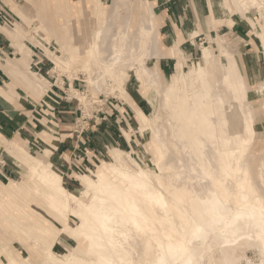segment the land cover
Wrapping results in <instances>:
<instances>
[{
    "label": "bare ground",
    "instance_id": "bare-ground-1",
    "mask_svg": "<svg viewBox=\"0 0 264 264\" xmlns=\"http://www.w3.org/2000/svg\"><path fill=\"white\" fill-rule=\"evenodd\" d=\"M7 1L22 21L13 30L2 26L0 30L18 45L22 57L6 59L2 67L15 86L8 85L9 92L0 88V94L13 101L17 86H24L32 96H46L51 83L30 69L32 52L20 44L24 25L37 21L35 32L46 33V44L33 37L34 43L53 63L51 73L70 74L69 90L79 96L73 84L76 68L77 74L85 76L81 81L87 88L106 90L128 102L135 110L139 133L150 135L148 145L156 155L158 171L114 148L113 161L98 164L90 175L75 174L84 188L72 191L45 160L53 150L34 154L29 147L0 137V147L24 168L26 179L0 182V227L36 252L20 256L4 242L1 231L0 257L5 262L0 264H29L32 257L43 264H136L134 254L141 245L142 256L148 258L145 264H216L215 248L223 264L251 263L247 252L253 247L260 254L259 264H264V199L258 195L264 193V168L252 173L245 166L255 157V153L245 154L244 148L255 143L257 130L248 119L254 108L249 100L251 86L229 49L234 42L217 35L213 42L219 54L211 45L200 46L198 60L183 52L179 43L162 51L157 34L160 19L149 0H113L109 12L101 10L102 0H95L93 8L89 0L78 1L75 16L84 17L78 32L63 0L57 8L58 23L31 0ZM222 6L258 29L264 54V0H223ZM252 10L258 13L256 22L248 17ZM197 35L195 31L191 38ZM50 38L66 57L50 49ZM168 51L177 64L164 84L159 60ZM132 75L142 82L149 103L153 105L147 95L150 88L159 98L152 116L131 103L127 85ZM259 91H264L263 81ZM80 99L86 102L83 94ZM162 107L167 111L171 144L161 121ZM42 136L51 139L48 133ZM124 137L132 142L131 132L124 131ZM187 179L196 185L187 184ZM20 195L38 203L62 226L57 229L41 213L9 203V197ZM71 218L78 222L72 223ZM61 233L77 246L65 242ZM60 242L69 250L65 256L54 250Z\"/></svg>",
    "mask_w": 264,
    "mask_h": 264
},
{
    "label": "rangeland",
    "instance_id": "rangeland-1",
    "mask_svg": "<svg viewBox=\"0 0 264 264\" xmlns=\"http://www.w3.org/2000/svg\"><path fill=\"white\" fill-rule=\"evenodd\" d=\"M19 1H21V0H16V1L13 0V2H15V3L19 2ZM31 1H32V5H34V7L37 10L44 11V15L47 18H49V19L53 18L57 22V20H56L57 16H58L57 15V8L59 5L62 4V0H31ZM78 1L83 3V0H63V2H65L66 6L68 7L69 15L71 14L70 16L72 17V20H74L73 23L75 24V26H77L76 32L82 30L83 24H82L81 19L84 18V17L80 18L79 16H75V14H76V2H78ZM84 1H86V0H84ZM213 1L215 3V7H216L215 10H219V7H218L219 0H213ZM89 2L91 3V8H93L97 1L89 0ZM112 4H113V0H102V3H101L102 9L101 10H103V12H109ZM23 5L25 7L28 6L26 4H23ZM80 6H82V4ZM152 6L155 9L154 3ZM29 8H32V6H29ZM159 8L162 9V7H158V10H159ZM222 9L224 10V8H222ZM155 12H156V9H155ZM156 14H158V13L156 12ZM227 14H228L227 16L230 18V19L228 18L229 19L228 22H226V21L224 22V23H226L227 28L222 27L223 23L222 24H219L218 22L216 23L214 18L211 17L212 21H211L210 25H214V26L209 25L210 27H208L206 29L207 30L206 34L201 35L198 38L196 37L197 38L196 41H195V37L193 38V43H195V46L190 47V48L180 46V49L183 52H185L186 54L190 55L194 60L195 59L198 60L200 58L201 47L205 46V45L206 46L211 45L214 48L215 53L219 54L218 49L216 48V46L213 42V39L217 35H220L224 38V40L227 43L231 44V42H234L232 44L233 46L232 45L229 46V49L232 52H234L236 60H237L238 65H239V68L243 74H244V71L242 68L244 66L243 65L244 61L250 65H251V62L253 63L254 61L259 62L261 65H263L264 64V54L260 53L262 51L261 41L259 40V48L258 49L255 46V48H253L254 49L253 52L249 51L250 47L246 46L245 37L242 36L241 34H237V32L235 31V27H237L239 24L241 26L247 27V29L254 31L255 34H256V31H258V29L257 28L254 29L252 24H250L247 19L242 18L238 14H235V13L232 14L229 12V10H228ZM257 15H258V13L256 11L252 10L248 14V17L256 22L257 18H258ZM215 16L218 18V17H221V14L216 12ZM21 21H22L21 17H19L17 15V13H15L12 10V6H10V2L7 0H0V26L5 27V28L8 27L7 29L10 28L9 30H11V29L13 30V28H15V25ZM37 23L38 22L35 21V23L33 22L32 24H25L24 25V29L26 30V32H24V34H23L24 39H21V43H20V44L24 45L23 46L24 49H27L30 52H32L30 69L33 72H36L40 75H44L47 77V79L51 83L50 88H48L47 91L49 89H51V87H52L51 85H52V83H54L55 80L57 81V84L60 86H64L65 83L71 84V82L69 80L70 78L68 77V76H70V74L63 73L61 76H57L54 73H51V70L54 66L53 63L49 60L48 57L45 56L42 48L36 46V44L34 43L35 42L34 38H36V39L40 40L42 43L46 44V42L44 40V37H46V33L42 32L41 34H38V33L36 34V32H35L36 31L35 25ZM216 24H218V25H216ZM31 27L34 29H32ZM157 32H158L157 34L159 35V38L162 39V44H161L162 51H164V49L166 50L167 48H168L167 50L171 49L173 47V45H171L170 47H167L168 43L167 44L165 43V40L161 36L159 29ZM200 33H201V31L199 30L198 35ZM256 35L253 37L255 41H257V38H258V37H256ZM0 37L11 42L12 46L14 47V52L16 53L15 59H19L22 57V54L17 50L18 45L16 43H14L9 37H5L1 33V30H0ZM50 40H51V44L49 45L50 49L53 50L54 52H56V54L66 57L62 53V51L60 50L61 46L56 42V40L51 39V38H50ZM77 44L80 45L81 42L77 41ZM238 51H239V53H238ZM169 53L170 52L168 51L166 57H170ZM250 53H252V54H250ZM246 54H247V56H246ZM171 58H173V57H171ZM6 59H9V58H6ZM6 59L3 56H0V67L1 68H2L1 64H5ZM220 60L224 63L227 62V58H225V57H220ZM155 62H156V59L151 60L149 63L150 66H153L155 64ZM176 64H177V60L175 58H173V64L171 65V68L168 71H166L165 74L163 73L164 74L163 77L165 78L164 84H166V80H170L171 76L175 73ZM76 70H77L76 68L74 70H72L74 72L75 78L77 79V80H74L73 84H74V87H76V89L79 93V96L75 95L73 90H69V88L68 89L66 88V93L63 94L65 97L63 99V101H65V102L68 101V103L74 105L77 108V116L74 114L70 115L72 117H75L74 123H75V121H78L79 119H81L83 121L84 120L86 121L88 119L96 120V117L105 116V115L107 116V114H104L101 111H104L105 105H108V106L110 105L112 110L121 118V120H119L118 117L115 118L116 119L115 124H116L118 132H117L116 136L113 135L114 139L120 143V146L115 145L112 142L111 146L109 145L110 146L109 147L108 143L106 142V144L100 143V145L98 147L93 146L92 151H86L85 147L84 148L82 147L83 144L81 145V143H80L78 145L79 147L76 148L74 146L68 154H65V159L62 160L63 161V163H62V161L58 160L59 157L56 156L59 154L61 155V153L57 152L55 150L57 145H56V143H53V141H54L53 137H55V135H57L55 132H53V130L56 132L58 130L53 128L52 124L54 125V123H51V121L48 123V120H46V119H49V120H54V122L57 121V115H56V117H55V115H52V113H54L53 108L57 104H56V102H52L51 100H49L47 93H46V96H42V97L39 95L38 96H32L30 93H28V91H27L28 89L24 88V86H19L22 90L17 89V93H18L17 95L18 96L14 98V104H18V102H21V103L26 104V109L32 110V106H30L29 100L34 99V101L33 100L30 101V102H32L31 104L35 108H34L33 113H28L29 118L31 120L33 119L34 123H36V125H38V127L36 128L37 131H39L41 129L44 131H47L46 133H48V134L50 133L52 135V138L47 139L46 137H43L42 134L41 135L38 134L37 135L38 138H37L36 136H34L33 133L29 132L30 129L26 130L25 128H23V130H20L21 125L17 124V123H13V126H14L13 128L10 125L8 127H6V128H10V130H7L6 132L2 133L3 136L0 135V137L3 139H8L12 142H16L21 146H27L30 148V150L34 154H40V153L44 152V150H46V149L53 150V154L51 155V157H49L48 159H45V160L48 163L52 164V168L57 173L62 175L63 185L67 189L72 190V191H77V190H81L84 188V185L75 178V174H89L90 175V172L92 170H95L98 164H101L104 161H113L112 151L114 148H117L118 150H120L121 152H123L126 155H127V153H129V155L132 156V158L136 159L143 167L148 168L149 170H151L153 172L158 171L157 165L155 163L156 155L148 145L149 140H150V135L146 134V135L142 136L138 131L139 124H138V121L136 119L135 113H133L131 115V113L129 111V113H130V115H129L128 113H126V110L124 109V107H125L124 105H128L129 103L125 102L121 98H118V97L115 98V96L109 95L106 90L99 93L97 90H93L92 88H87V84L83 83L81 81L82 79H85V76L82 73L77 74L78 72ZM186 71H188L187 68H186ZM75 72L77 75L75 74ZM134 77L135 76L132 75L131 80L127 85V90L131 96V103L134 106H136L135 103L133 102L132 98L135 100L142 99V101L148 100V98L145 97V95H143L144 91L142 88L143 87L142 82L141 81L139 82V80L136 77L135 78ZM259 77H258V81L256 80L257 82L256 81L252 82L247 77L248 82L251 85V91L249 93V100L253 104V107H254L252 109L254 118H253L252 114L249 112V118L248 119H250L251 123L255 124V128L257 130V135L254 139L255 143H252V145L248 144L247 148L246 149L244 148L245 154L248 153V155L252 156V154L255 153V157L249 158V161L245 164V166L247 168H249L250 170L252 169V173L254 170H259L261 168H264V112H263V110H264V108H263L264 107V104H263L264 103V91L263 92L259 91V87L262 84V81L264 83V74H261ZM4 79H6V81L13 80V78L11 76H9L6 73V71H5ZM8 85L15 86L14 80H13V83L8 84ZM258 85H259V87H258ZM31 91H33V89H31ZM80 94H83V96L86 97L85 103L84 102L82 103V101L80 99ZM147 95L149 96L150 99H152L153 105L150 103L151 107L148 109L147 112L144 111V113L146 115L152 116L155 113L156 108L158 107L159 98L156 96V93L152 88H150V90L147 92ZM59 101H61V100H59ZM84 104L87 107L86 109H85ZM79 107H81V108L78 109ZM160 116H161V121L165 124V126L167 128L166 129L167 130V133H166L167 141L170 142V144H171L172 137H171V132L169 129L170 126L167 123V118H168L167 117V111L165 110L164 107H162L160 110ZM44 118H46V119L44 120ZM40 120H41V122H40ZM83 121H80V123L84 124ZM84 126H85V124H84ZM82 127L80 128L81 129L80 131H81V135L83 136L84 135V133H83L84 128H82ZM124 131L131 132L132 142L129 143L127 141V139L124 137ZM85 132H86V130H85ZM257 142H259V143H257ZM88 143H89V145L91 144L90 141H88ZM76 145H77V143H76ZM91 145H93V143ZM53 146H55V148ZM253 148H254V150H253ZM209 149H211V147ZM79 156H80V158H79ZM82 158L84 161L82 160ZM142 158H144V159H142ZM89 159H91V161ZM78 162H81V163H78ZM82 162H86V163H82ZM24 171H25L24 168L21 167V165L18 162L13 160L2 149V147H0V182H2L3 184H9L10 181H15V182L26 181V179L24 177L25 176ZM189 180H191V182ZM189 180L188 179L186 180L187 184L192 185V186L196 185L195 184L196 181H194L193 179H189ZM193 182H195V183H193ZM0 190L2 191L3 188L0 187ZM234 194H236V193H234ZM258 195L262 196V198L264 199V193H258ZM9 203L10 204L15 203L14 205L16 207L17 206L18 207L19 206L24 207V208L26 207L27 209H29L31 211L35 210V211L41 213V215H43L45 218H47L48 220L53 222L56 225L57 229L62 226V224L58 223L56 221V219L52 215H50L45 209H42V207H40L38 205V203L33 202L31 200H27L22 195H20L17 199H15L13 197H11V198L9 197ZM71 222L76 223V222H78V220L71 218ZM1 231L4 232V234L6 236V237H4V239H5L4 242L10 244V246L13 249H15L16 252L20 256H24V257L30 256V254H33L34 256L36 255L34 248L30 244L27 245L26 247L25 246L23 247L20 243H18V239H16V237L11 238L9 233L4 231L2 229V227H0V232ZM61 238L65 242L69 243L71 246H77L76 241L74 239L70 238L67 234L61 233ZM77 249H78L77 251H79V248H77ZM54 250H55V252H57L58 254H60L62 256H65L69 253V250L61 242L59 244H56V246L54 247ZM142 251H143V245L139 246V249H137L136 253L134 254V259H135L136 264H145L146 260L148 259L146 256H142ZM79 252L82 253L81 250ZM212 254L216 257V264H223L222 257L218 253L217 248H215V251ZM247 256L250 259H252V262L251 263L244 262V264H259L260 263L261 257H260V254L258 253V250L256 248H254V247L250 248V250H248V252H247ZM39 259L40 258H38V257H32L29 264H34L35 262L38 264H43ZM0 261L5 262V258L0 257ZM206 262H207V258H206Z\"/></svg>",
    "mask_w": 264,
    "mask_h": 264
},
{
    "label": "crops",
    "instance_id": "crops-1",
    "mask_svg": "<svg viewBox=\"0 0 264 264\" xmlns=\"http://www.w3.org/2000/svg\"><path fill=\"white\" fill-rule=\"evenodd\" d=\"M222 1L223 0H219L218 3L219 10H215L216 7L213 0H150L151 2L150 4L151 6L153 5V3L155 4V9L160 19L159 31L161 36L164 38L165 43L166 44L168 43L167 47L179 43V46L181 47L184 46L190 48L195 46V43H193V38H191L192 33H194L195 31L198 32L200 30L201 33L198 36H196L198 38L199 36L206 34L207 32L206 29L208 27L214 26V25H210L212 21L211 17L214 18L216 23L217 22L219 24L223 23L222 27L227 28V25L224 22L225 21L228 22L230 18L227 16L228 11L222 9L224 8L222 6ZM158 7H162V9L159 8L158 10ZM216 12L221 14V17L217 18L215 16ZM235 31L237 32V34H241L242 36L245 37L246 46L250 47L249 51L253 52L254 51L253 48H255V46L257 47V49L259 48V39L257 38V41L254 40L253 37L255 36V33L252 30L247 29V27L241 26L239 24L237 27H235ZM196 37H195V41L197 39ZM0 56H3L5 59L16 58V53H14V47L12 46L11 42L1 37H0ZM172 64H173V59L171 57H163L159 60V67L164 74L166 73V71H168L171 68ZM243 65L244 66L242 69L244 71V74L252 82L256 80L258 81V77L261 74H264V64L261 65L259 62L254 61L253 63L251 62L250 65L244 61ZM1 66H4V64H1ZM4 76H5V71L3 67L2 68L0 67V88L3 89L5 92H9L8 84L13 83V80L6 81V79H4ZM69 85L70 84L65 83L64 86H60L57 84V81L55 80L54 83H52L51 85L52 86L51 89L47 91L49 100H51L52 102H56L57 104L53 108L54 113H52V115H55V117L57 115V121L55 120L57 123L54 122V120H49L46 118H44V120L45 119L48 120V123L50 121L51 123H54V125L52 124L53 128L58 130L57 132L53 130V132L57 134L55 135V137H53L54 138L53 143H56L57 145L55 150L57 152H60L62 155V156L60 154L56 155L57 157H59L58 160L62 161L63 159H65V154H68L74 146L76 148L79 147L78 145L80 143L81 145L83 144L82 147L83 148L85 147L86 151H92L93 146L98 147L100 143L106 144V142L108 143V146L109 145L111 146L112 142L115 145L120 146V143L114 139L113 135L116 136L118 132L115 124V120H116L115 118L118 117L119 120H121V118L112 110L110 105L109 106L105 105L104 111H101L102 113L107 114V116L105 115V116L96 117V120L88 119L86 121H83L85 124V126L83 123L81 125V127L83 126L82 128H84V131L82 130L84 133L83 136L81 135V131H79L80 134L76 132L75 124L77 123V121H75L74 123L75 117H72L70 115L74 114L77 116V108L74 105L68 103V101L66 102L63 101V99L65 98L63 94L66 93V88L68 89ZM17 89H21V88L17 86ZM32 100L34 101V99ZM32 100H29V104L30 106H32V110H30V109H26V104L21 102H18V104H14V99L13 101H11L10 99H7V97L0 94V135L1 136H3L2 133H4L7 130H10V128H6V127H8L9 125L12 128L14 127L13 123L20 124L21 125L20 130H23V128H25L26 130L30 129L29 132L33 133L34 136H36L37 138H38L37 136L38 134L41 135L44 132L45 133L47 132L42 129L37 131L36 128L38 127V125L34 123L33 119L31 120L29 118L28 113H33L35 108L31 104L32 102H30ZM132 100L135 103V105L143 112L144 111L147 112L148 109L151 107V104L148 102V100L142 101V99L135 100L133 98ZM124 106L126 113H128L129 115L130 113L131 115L135 113L134 108L130 104ZM80 108L81 107H79L78 109ZM49 135L51 136L50 138H52V135L50 133ZM88 141H90L91 144L93 143V145L91 144L89 145ZM89 160L91 161V159ZM82 163H86V162H82Z\"/></svg>",
    "mask_w": 264,
    "mask_h": 264
},
{
    "label": "built area",
    "instance_id": "built-area-1",
    "mask_svg": "<svg viewBox=\"0 0 264 264\" xmlns=\"http://www.w3.org/2000/svg\"><path fill=\"white\" fill-rule=\"evenodd\" d=\"M69 87H70V85H69ZM83 119V118H82ZM80 121H83V120H81V119H79L78 121H77V123L75 124V129H76V132L77 133H79V131L81 130L80 128H81V123H80ZM85 121V120H84Z\"/></svg>",
    "mask_w": 264,
    "mask_h": 264
}]
</instances>
